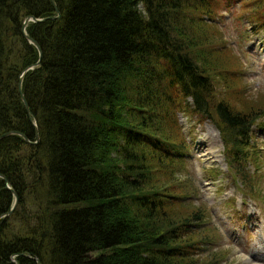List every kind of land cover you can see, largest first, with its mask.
<instances>
[{
    "label": "trees",
    "instance_id": "obj_1",
    "mask_svg": "<svg viewBox=\"0 0 264 264\" xmlns=\"http://www.w3.org/2000/svg\"><path fill=\"white\" fill-rule=\"evenodd\" d=\"M55 2L58 17L26 25L41 49L22 79L39 139L0 138V264H214L194 255L211 241L208 207L188 209L198 187L178 176L189 142L177 114L214 119L242 182L264 116V101L237 109L215 96L228 70L208 32L221 34L218 1ZM28 15L56 12L50 0H0V134L35 141L18 90L39 55L21 31ZM7 184L17 202L3 217Z\"/></svg>",
    "mask_w": 264,
    "mask_h": 264
},
{
    "label": "rangeland",
    "instance_id": "obj_2",
    "mask_svg": "<svg viewBox=\"0 0 264 264\" xmlns=\"http://www.w3.org/2000/svg\"><path fill=\"white\" fill-rule=\"evenodd\" d=\"M217 1L221 34L213 26L208 32L229 71L221 72L215 96L237 109L259 106L264 101V0ZM177 116L189 142L178 176L198 187L188 209L208 207L203 230L211 241L194 255L210 257L214 264H264V116L252 126L248 157L240 164L245 182L227 172V150L214 119L183 111Z\"/></svg>",
    "mask_w": 264,
    "mask_h": 264
},
{
    "label": "water",
    "instance_id": "obj_3",
    "mask_svg": "<svg viewBox=\"0 0 264 264\" xmlns=\"http://www.w3.org/2000/svg\"><path fill=\"white\" fill-rule=\"evenodd\" d=\"M50 1H51L52 5H53L54 11L56 12V15H52V16H44V17H37V16H33V15H28V16H26V17L23 19L22 26H21L22 34L25 36V38H26L31 44L35 45V47L37 48L38 53H39V55H38V59H37L34 63H32L31 65L25 67V68L21 71V73H20V75H19V79H18V90H19V94H20V97H21L22 101L24 102L25 109H26L27 115H28V117H29V120H30L31 123L33 124L36 140H35V141H31V140H30V139H29L24 133H22L21 131H16V130H8V131H5V132H3V133L0 134V138L6 136V135H8V134H11V133H17V134L21 135V136H22L27 142H34V143H36V142L38 141V139H39V133H38L37 123H36V121H35V120L32 118V116H31L28 102L26 101V99H25V97H24V94H23V92H22V79H23V75H24V73H25L28 69H31V68H33V67L39 65L40 60H41V49H40V46H39V44L37 43V41H36L35 39H33L32 37H30V36L26 33V25L28 24L29 21L37 22V21H44L45 19H48V18H55V17H58V16L60 15V13H59V9H58V7H57V4H56L55 0H50ZM0 176L6 181V177H5L4 175L0 174ZM6 183H7V181H6ZM7 186H8V188L13 192L15 199H14V202H13L11 208H10L8 211H6V212L4 213V215H3L4 217L7 216V215H9V214L13 211L14 207L16 206V202H17V194H16V192H15V191H14V190H13L8 184H7ZM19 254H24V253L20 252ZM29 257L33 258V259L35 260L36 264H41L40 259H39L38 257H36V256H31V255H29Z\"/></svg>",
    "mask_w": 264,
    "mask_h": 264
},
{
    "label": "bare ground",
    "instance_id": "obj_4",
    "mask_svg": "<svg viewBox=\"0 0 264 264\" xmlns=\"http://www.w3.org/2000/svg\"><path fill=\"white\" fill-rule=\"evenodd\" d=\"M25 96V95H24ZM26 98V97H25ZM23 102V101H22ZM253 255H255V256H258L257 254H253Z\"/></svg>",
    "mask_w": 264,
    "mask_h": 264
}]
</instances>
